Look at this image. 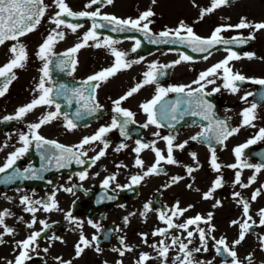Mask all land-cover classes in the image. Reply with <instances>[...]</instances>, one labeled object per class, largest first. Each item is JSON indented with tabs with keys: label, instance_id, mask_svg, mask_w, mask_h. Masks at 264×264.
I'll return each mask as SVG.
<instances>
[{
	"label": "flooded vegetation",
	"instance_id": "obj_1",
	"mask_svg": "<svg viewBox=\"0 0 264 264\" xmlns=\"http://www.w3.org/2000/svg\"><path fill=\"white\" fill-rule=\"evenodd\" d=\"M159 1L162 2V0H156L155 4H153L152 0H149L150 4L145 7H140L141 0H131L130 7L132 11L126 14H121L113 10L117 0H114L112 5H93L91 9L85 8V5L90 0H66V3L75 12L95 11L99 8L101 15H114L121 19H136L142 12L151 8L155 12V16L151 18L153 21L150 24L151 30L161 32L165 29L177 28L180 20L177 19L176 22L167 23L164 15L159 11ZM45 3L49 4L50 7L42 19L41 24L34 32L22 37L20 40V43L25 45L27 49L29 59L24 68L15 70L17 79L12 82L7 94L0 98V148L3 149L0 151V166H3L10 153L22 146L19 138L21 134H29L31 132L29 125L38 122L39 118L47 112L55 110L54 107H38L33 112L27 114L22 120L3 121V117L15 115L18 108L29 104L40 95L39 92H36V88L42 75L40 69L44 62L37 58L36 53L45 38L55 28V25L49 23V20L58 11L52 4V0H45ZM64 19L70 23L82 24L83 27L79 28L76 33H72L70 29L65 27L58 30L65 33V39L59 41L54 46L53 50L57 54H61L75 46V44L82 42L81 38L91 28L93 23L92 20L87 18L72 20L64 17ZM95 22L103 23L99 20ZM97 32L100 35L101 42L106 37L120 41L114 47L116 50L127 54L125 57L127 61L138 60L140 62L134 63L131 67L119 71L115 76L109 78L107 82L100 83V87L96 90V100L101 106L103 117L98 118V115L101 114L99 113L100 109L95 115L87 116L85 119L77 121L78 127L72 131H68L64 127L65 121L62 117L58 118L52 123L44 125L39 130V134L46 139L55 140L60 144L71 147L79 144L84 137L94 135L100 127L110 126L113 117L116 115L113 112V101L121 98L136 84L142 82L144 79L143 74L150 70L149 65L153 63L163 65L166 55L175 56L181 54L179 50L166 48L155 49L152 52H149V50L145 52H138V50L132 52L131 49L134 47V39L113 36V32L107 29H97ZM249 34L250 32L246 34L228 32L224 36L232 37L234 35ZM251 41L254 46L237 52L241 56V59L230 62L229 67L232 68L234 73L238 72L244 76H249L244 69V63L247 61L250 63L257 62L255 68L258 66L264 68V49L258 46L259 42L264 44V39L255 37ZM12 43L14 42L10 41L4 46H0V66H3L11 58L8 49ZM93 43L89 41V44ZM217 53H221V55L208 62V69L223 61L228 55L223 49L213 52L212 55ZM248 53L254 54L256 58L251 60L247 59L246 54ZM212 55L209 57H212ZM57 58H52L53 65L50 66L52 84L49 85L46 83V86H56L64 83L69 87L81 88L83 87L82 82L89 76L101 70L108 69L115 63V57L111 54V49L107 47L95 48L88 46L77 53L76 58L78 64L76 70L72 75H68L67 73L70 69H65L64 72H60L55 67ZM192 61L196 63L197 60ZM134 67H137L136 71ZM194 67L190 71L193 73V81L199 75L196 70L194 71ZM171 74L170 79L166 82L146 85L127 101L123 102L121 106L131 110L135 114L136 123L128 126L129 138L127 139L121 136L119 129L108 133L105 139L109 142L110 146L106 151V156L96 162L95 165H92L89 158L95 156L102 149L103 145L99 142L94 145L85 146L86 150L95 148V151H88V157H82V159L88 158L89 165L87 167L75 163L69 168L59 170L53 167L51 170L41 173L43 179H18L14 183L0 185V212L8 210L11 213V215L5 217V224L15 230L12 236H4L6 243L0 245V264H7L8 261L15 260L16 255L19 254L15 248L16 241L24 240L32 232L42 231L43 226L39 223L42 220L52 225V227L38 239L36 251L30 253L33 259L26 262V264H60L57 258H62L65 262L71 261V264H117V261H122L123 264H136L141 253H148L152 257H157V259L148 261L147 264H164L162 259L159 258L158 252L149 245L156 244L157 247H160L161 240H164L166 244L171 243L170 238L154 236L152 233L157 229L167 227L158 219L159 211L172 209L177 202L181 208H187L190 205L193 207L183 217L174 218V223H183L186 219L192 218L197 214L207 217V214L211 212L213 213L212 225L216 229L211 233V236H214L216 239L224 237L230 246L238 238V226H230L231 222L237 219L243 222V219H245L243 217L242 204L239 203L241 198L249 202V214L253 217L256 225H259L260 217L258 213L261 209H264V187H262L264 186V170L257 174L251 168H245L241 171L240 169H232L228 165L237 163L234 149L237 146L245 144L258 134L259 129H261L260 126H264V118L260 117L256 111L257 118L254 121L255 127H240L242 123L240 114L249 105L243 101L238 110H226L234 107L230 104L225 109H220L226 105L223 101L229 96L230 92L225 94L227 89L223 88L224 81L222 79L210 78L216 79V83L209 84L207 88L210 90L217 87L220 88L219 92L214 93L215 97L219 100L217 113L219 115L229 116L231 120L233 119L234 128L240 127L238 134L230 137L223 146L215 148L217 162L222 166L220 172H216L210 164L212 147L191 139V137L197 136L203 131V127L192 123L174 129H170L167 126L158 129L154 125H150L146 129L140 127L147 122V115L142 111L140 105L150 101L154 97L150 94V87L158 85L167 88L168 84L175 82L172 81L175 76ZM220 75L222 76V72ZM257 75V78L249 77L251 79H264V73L254 74V76ZM122 84L124 85L122 86ZM121 86L122 89H120ZM58 102L61 103V112L68 113L70 118L71 113L79 107L75 102H73L71 108L63 100ZM260 108L264 110V103L257 107V109ZM86 119L91 122L83 124ZM156 132H159L160 136H167L170 133L175 136L173 155L178 161V164L168 165L162 162L160 166H163L165 169L162 174L148 176L139 185L131 189H117L113 191L117 184H129L131 176L142 175L144 171H147L155 163V153L149 148L140 154V158L145 162L144 167L138 168L134 166L137 157L133 149L137 147V140L143 143L154 144L156 148L160 149L166 155V142L160 139V137L155 136L154 133ZM185 141H187V144L182 150L176 147V145L182 144ZM121 143L125 144L126 148L120 152H116L115 148ZM261 143H264V140L257 142V144ZM193 153L195 154V159H193ZM35 154L40 155L33 145L30 151L22 159L17 161L15 167H18L21 171L31 167V163L36 158ZM242 159L247 160L248 163L253 165L261 164L260 159L253 157L250 150L247 149L244 150ZM43 163L41 162L37 167L33 168L39 169ZM117 165H124V167H117ZM188 167L196 170L189 175L187 172ZM84 171H87L88 179L80 181L77 173ZM236 171H241L242 183H249V178L255 174V183L251 184L248 188H242L240 185L234 184ZM110 175H116V182L112 184L110 189L105 190L101 187V184ZM174 176L183 177V179L178 183H172L171 178ZM218 177L222 178L223 186L213 193L212 199H203V195L211 189L213 182ZM206 181L209 182L207 186H205ZM199 183H202V185ZM169 184H171L170 187L168 186ZM189 184L192 185L191 188L188 187ZM73 185H76L74 189L75 195L63 191L64 188H69ZM257 189H261V195L255 201H252V194ZM236 192L240 193V197L234 198V193ZM53 194H55L61 210L51 213H45L43 210L38 211L35 214L37 223L33 228H27L26 225L31 222L33 215L25 211V205L20 203L21 198L27 195L32 200H46L48 196ZM105 194L116 198L111 200L106 199ZM217 201L220 202L221 206L213 207ZM150 202L153 210L146 215H142L144 205ZM204 204L207 205L206 208H203ZM68 211L72 212L74 218L73 223H69L65 218V213ZM21 217L23 218L22 221L20 220ZM125 217H128L127 225L124 223ZM89 221L97 224L99 230L93 228L89 224ZM194 227H191L189 230H194ZM201 227L207 231L209 226L201 225ZM2 232L3 229L0 228V233ZM81 233L89 240L93 236H97L99 238L97 244L101 251L98 253L95 250L97 244H94L92 248L86 249L77 258L75 245L79 242ZM53 234L60 239L50 241L48 237L53 236ZM106 234H110L108 239H105ZM141 234L147 235V244L143 242ZM175 235H180L181 239H183L186 233L178 232L176 229L171 230L169 237ZM262 236H264V226H254L246 235L245 240L235 248L242 264H248L245 257L249 254H252L253 264H264V250H261L264 248V245H261L259 239ZM121 238L124 239L127 246L133 248V251L127 252L123 257L118 252L113 251L114 248H123L120 243ZM189 247H200L198 235L193 239V243ZM44 248H48V251L44 252ZM208 249L207 252L201 251L200 253H195L194 261H203L204 264H208L209 261L212 264H225L227 260L228 264H231L229 257L216 254L212 239L208 240ZM177 254L178 249H170L166 264H173V257Z\"/></svg>",
	"mask_w": 264,
	"mask_h": 264
},
{
	"label": "snow or ice",
	"instance_id": "obj_2",
	"mask_svg": "<svg viewBox=\"0 0 264 264\" xmlns=\"http://www.w3.org/2000/svg\"><path fill=\"white\" fill-rule=\"evenodd\" d=\"M155 2L156 0H152L153 4H155ZM229 2L230 0H212L211 6L202 10L200 19H203L205 15L214 12L218 8L228 5ZM113 3L114 0H90V2L85 5V8L91 9L93 5H112ZM52 4L58 9L55 15L49 20V23L54 24L55 28L45 38L36 53L37 58L44 62L42 68L40 69L42 75L36 88V92H39L40 95L33 99L29 104L18 108L15 115L3 117V121L9 122L13 120H22L27 114L33 112L38 107H54L55 110L47 112L39 118L38 122L29 125V128L31 129L29 134L20 135L19 142L22 146L10 153L3 166H0V174L8 173L9 169H12L13 171L8 175H0V184H11L18 179H43L41 173L49 171L53 167L59 170L69 168L73 163L83 166L88 161L82 159V157H88V151H95V148H89L86 150L85 146L94 145L99 142L103 145L102 149L95 156L89 158L92 165H95L96 162L106 156V151L110 146L109 142L105 139L108 133L115 129H119L121 136L127 139L129 138L128 126L136 123L135 114L131 110L123 108L121 106L123 102L127 101L146 85L156 83L158 78L164 75L162 69L174 66L171 64L167 66L157 65L156 63L149 65L150 70L143 74V81L136 84L121 98L113 101V112L116 115L113 117L110 126L100 127L94 135L84 137L79 144L69 147L60 144L55 140L46 139L44 136L39 134V130L44 125L50 124L58 118L62 117L65 121L64 127L68 131H72L78 127L77 121L83 120L87 116L95 115L101 109V106L96 100V90L100 87V83L107 82L109 78L115 76L119 71L131 67L134 63L140 62L138 60L127 61L125 59L127 54L116 50L114 45L120 43V41L113 40L111 37H106L101 42L97 29H107L111 32L136 31L140 32L149 43L179 44L190 48L192 52L198 53H208L217 45L228 46L233 44H245L248 41L255 39L256 32L264 30V22L253 23L248 21L247 17H241L240 22L236 25L227 24L216 27L209 38L200 37L194 32L192 27L187 26L183 21L180 22L177 28L165 29L157 35L150 29V24L153 23L151 18L155 16V12L151 8L142 12L136 19H121L114 15H101L99 8L95 11L75 12L66 3V0H52ZM49 7L50 5L46 4L45 0H0V46H4L10 41L14 42L8 49L11 58L3 66H0V98L7 94L10 85L17 79L15 70L24 68L29 59L25 45L20 43L21 38L34 32L38 28ZM64 17L72 20L87 18L92 20L93 23L91 28L81 38L82 42L75 44V46L61 54H57L53 50L54 46L59 41L65 39V33L58 30L65 27L70 29L72 33H76L79 28L83 27L82 24L68 22L64 19ZM97 20L102 21L103 23H96L95 21ZM241 29H251L253 31L247 37L235 36L230 39H226L221 35L224 32ZM182 33L184 34L182 35ZM132 39H134V47L131 51L136 52L141 47V40L135 38ZM89 41L94 43L89 44ZM88 46L95 48L107 47L111 49V54L115 57L114 65L108 69L101 70L100 72L89 76L82 82L83 87L81 88L69 87L64 83H60L56 86H46V83L49 85L52 84L50 66L53 65V57H58L55 67L59 69L60 72H64L65 69H70L67 74L72 75L78 64V60L76 58L77 53L81 49ZM224 51L228 53L226 58L208 70L201 72L198 79L193 82L195 85H198V87L192 88L191 85H181L164 88L157 85L155 96L150 101L140 105L142 111L147 115V122L140 127L146 129L150 125H154L158 129L165 126L170 129H174L176 123H178L179 119H182L183 116H199L202 120L209 121V125L197 136L191 137V139L193 141H204L209 145H212L213 142L223 145L230 137L239 133L240 127H255L254 121L257 118V104L255 102L252 103L251 107L246 108L241 112L240 115L242 117V123L240 127L230 128L227 121L214 118L213 105L204 98L206 95L211 96L214 92L220 91V88L217 87L213 89V92H205V88L209 84L216 83V79H210L213 77L222 79L224 81L222 85L223 88L230 90L233 94L239 92L238 82H250L264 86V79H250L238 72L234 73L232 68L229 67V64L233 60L241 59V56L238 55L237 52L232 51L229 47H225ZM246 57L249 60L256 58L252 53L246 54ZM207 58L208 57L205 56V59ZM191 59L192 57L186 54H181L180 60L175 61V64H179L181 61H190ZM221 72L222 76L220 75ZM169 93L178 94V98L175 101H166L164 98ZM253 95L255 94L249 92L242 97V100L247 101L248 97ZM60 100L65 101L69 108H71L73 102L79 105V107L71 113V118L68 113L61 112V103L58 102ZM154 135L160 137V139L166 142V155L160 149L156 148L154 144L143 143L140 140H137V147L133 149L137 157L134 166L138 168L144 167L145 162L140 158V154L142 151L149 148H151V150L155 153V163L147 171H144L142 175L131 176L129 184H117L113 191H116L117 189H131L134 186L139 185L148 176L162 174L163 169L160 168V164L162 162L168 165L178 164V161L173 155L175 136L171 133L167 136H160L159 132L154 133ZM260 140H264V128L259 129L258 134L254 138L234 149V155L237 163L228 165V167L232 169H240L241 171L245 168H251L254 169V172L257 174L264 170V164L253 165L248 163L247 160L242 159L244 150L250 145L256 144ZM186 144L187 141L176 145V147L182 150ZM33 145L36 151L40 154V158L44 163L39 169L29 167L21 171L18 167H15L17 161L22 159L30 151ZM5 147H7V145H5ZM125 148L126 145L121 143L115 148V151L120 152ZM2 150L3 149L0 148V151ZM192 156L193 159L196 158L194 153ZM210 164L214 171L220 172L222 166L217 162L214 147L211 148ZM117 167H124V165H117ZM195 170L196 169L192 167L187 168L189 175ZM241 171L235 172L234 184H238L242 188H248L251 184L255 183V174L249 178V183H242ZM77 175L80 181L88 179L87 171L77 173ZM97 175H99V173H97ZM181 179H183V177L174 176L171 178L172 183H178ZM115 182L116 175H110L102 181L101 187L105 190L110 189L112 184ZM168 186L170 187L171 184ZM222 186L223 180L221 177H218L213 182L211 189L205 193L202 198L205 200L212 199L213 193ZM188 187L191 188L192 185L189 184ZM75 188L76 185H73L72 187L64 188L63 191L75 195ZM260 195L261 189H257L252 194V201H255ZM236 197H240L239 192L234 193V198ZM105 198L111 200L116 197L107 196L105 194ZM20 203L25 205V211L33 215L31 222L26 225L29 229L33 228L37 223L35 214L38 211L43 210L45 213H51L53 211L61 210L55 198V194L48 196L46 200H32L26 195L21 198ZM239 203L242 204V212L245 219H243V222H241L240 219L231 222L230 226H238V238L233 241L231 246L224 237L216 239L214 236H211V233L216 230L212 225L213 213L211 212L207 214V217L197 214L192 218L186 219L183 223H174V218L183 217L185 213L193 207L190 205L187 208H181L178 202L172 209L159 211L158 219L167 227L157 229L152 233L154 236L170 238L171 243L166 244L164 240H161L160 247H157L156 244H151L149 246L158 252V256L162 259L164 264H166L169 258V250L172 248L178 249V254L173 257V264H204L203 261L195 262L194 254L200 253L201 251L207 252L209 250L208 240L212 239L214 241V251L217 255L229 257L231 264H242L238 258V253L235 248L245 240L246 235L254 226H264V209H261L258 213L260 220L259 225H256L253 217L249 214V202L241 198ZM220 206L221 204L219 201L213 205V207ZM152 210L151 202L149 204H145L142 215H146ZM169 212L171 213L170 215ZM9 215H11V213L8 210L0 212V228L3 229V232L0 233V245L6 243L4 236H12L15 231L13 228H10L5 224V217ZM65 218L69 223L74 222L71 211L65 213ZM22 219L23 218L21 217L20 220L22 221ZM39 223L43 226L42 231L32 232L24 240L16 241L15 248L18 250L19 254L16 255L14 261H8L7 264H26V262L33 259L30 253L36 251L38 247V239H40L44 233L52 227V225L43 220ZM124 223L127 225L128 217L124 218ZM89 224H91L93 228H97L99 230V226L97 224L92 221H89ZM201 225H208L209 227L207 231L205 228L201 227ZM193 226H195L194 230H189ZM173 229H176L178 232L186 233V235L183 239H181L180 235L169 237V233ZM197 235L200 241V247L190 248L189 246L193 243V239ZM109 236L110 234H106L105 239H108ZM141 237L143 242L147 244V235L141 234ZM48 239L52 241L59 240L60 238L53 234V236L48 237ZM98 239L99 238L97 236H93L92 239L89 240L83 235V233H81L80 240L75 245L76 257L79 258L86 249L92 248L94 244H97ZM259 239L261 245H264V236ZM120 243L123 248H114L113 251L118 252L121 257H123L127 252L133 251V248L125 244L123 238H121ZM95 250L98 253L101 251L98 244ZM261 250H264V248ZM43 251L47 252L48 248H44ZM153 259H157V257H152L148 253H141L139 259L136 261V264H147L148 261ZM245 259L248 261V264H253L252 254L246 256ZM57 260L60 264H71V261L65 262L62 258H57ZM117 264H123V262L117 261ZM208 264H212V262L209 261ZM225 264H228L227 260L225 261Z\"/></svg>",
	"mask_w": 264,
	"mask_h": 264
},
{
	"label": "rangeland",
	"instance_id": "obj_3",
	"mask_svg": "<svg viewBox=\"0 0 264 264\" xmlns=\"http://www.w3.org/2000/svg\"><path fill=\"white\" fill-rule=\"evenodd\" d=\"M201 2L199 5H195L191 2V0H162V2L159 1L160 7H159V11L160 13H162L164 15L165 21H167V23H171V22H176L177 19L179 20L180 17L185 18L186 21H193V22H197L199 26H197L198 31L206 34L209 32L210 27L219 21L220 17L222 15H217V14H221L223 10H219L218 13L216 12H211L208 15H205L203 19H200L201 16V12L202 10H204L205 6H203V4L205 5L206 0H199L198 3ZM259 2V3H258ZM149 3V0H141L140 2V7H145L147 6ZM131 5V0H117V3L114 5L113 10L121 13V14H126V13H130L132 11V8L130 7ZM238 6V5H237ZM242 6V11L245 12L247 15H252L251 18H262L264 20V0H244L241 4ZM225 13H228V15H231L233 17H236L237 14L241 13V10L238 8L236 9V13L234 11H225ZM236 18L231 19V21H236ZM183 20V19H182ZM188 25V24H186ZM258 46L264 49V44L263 43H258ZM221 53H217L212 55V57H209L207 59H204L203 61H200L199 64L197 66L201 67L204 66L205 64H207L211 59H214L218 56H220ZM208 57V56H207ZM170 60H176V56H170L169 58ZM165 63L169 62L168 59H166L164 61ZM198 63V62H197ZM257 65V62H252L250 63L249 61L244 63V69L246 70V72L248 74H256V73H264V68L261 66H258L255 68V66ZM186 67L179 63L175 65V69H174V73H175V77L172 79V81H179V80H187L189 79L193 74V73H189V72H185ZM127 76H130L129 74H126ZM124 84H122L123 86ZM122 86L120 87V89H122ZM245 88L244 86L239 87V92L233 94L230 93L229 94V98H233L237 99L239 97H241V94L243 92V90H246L245 93L247 91H249V89H253L255 88L254 86H250ZM230 92V90H226L225 94H228ZM244 93V94H245ZM231 100V101H232ZM234 107H232V109L234 110H238L239 107L242 105V102L237 101V103L232 104ZM200 185H202V183H199ZM209 184L208 181L205 182V186H207ZM207 205L204 204L203 208H206ZM220 211V210H219ZM233 216V215H231ZM230 216V217H231Z\"/></svg>",
	"mask_w": 264,
	"mask_h": 264
}]
</instances>
